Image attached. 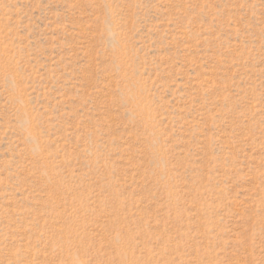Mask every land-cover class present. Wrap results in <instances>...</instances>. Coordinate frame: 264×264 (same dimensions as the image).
Returning <instances> with one entry per match:
<instances>
[{"label": "rangeland", "instance_id": "1", "mask_svg": "<svg viewBox=\"0 0 264 264\" xmlns=\"http://www.w3.org/2000/svg\"><path fill=\"white\" fill-rule=\"evenodd\" d=\"M0 264H264V0H0Z\"/></svg>", "mask_w": 264, "mask_h": 264}]
</instances>
